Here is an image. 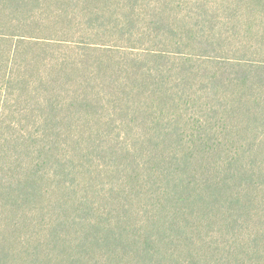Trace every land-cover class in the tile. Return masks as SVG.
I'll use <instances>...</instances> for the list:
<instances>
[{"label": "trees", "instance_id": "1", "mask_svg": "<svg viewBox=\"0 0 264 264\" xmlns=\"http://www.w3.org/2000/svg\"><path fill=\"white\" fill-rule=\"evenodd\" d=\"M0 264H264V0H0Z\"/></svg>", "mask_w": 264, "mask_h": 264}]
</instances>
